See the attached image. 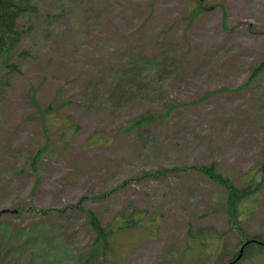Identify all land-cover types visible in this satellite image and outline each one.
<instances>
[{
    "label": "rangeland",
    "instance_id": "rangeland-1",
    "mask_svg": "<svg viewBox=\"0 0 264 264\" xmlns=\"http://www.w3.org/2000/svg\"><path fill=\"white\" fill-rule=\"evenodd\" d=\"M33 3L0 99V226L13 232L0 248L36 236L0 264H83L89 210L143 221L115 235L106 264L237 259L264 234V186L231 215L210 172L237 189L261 180L264 0ZM245 248L238 264H264L260 244Z\"/></svg>",
    "mask_w": 264,
    "mask_h": 264
},
{
    "label": "trees",
    "instance_id": "trees-1",
    "mask_svg": "<svg viewBox=\"0 0 264 264\" xmlns=\"http://www.w3.org/2000/svg\"><path fill=\"white\" fill-rule=\"evenodd\" d=\"M38 13L39 8L33 3V0H0V74L4 72V74L0 76V99H2L5 90L9 87L10 72L12 73L19 71V69L16 68L15 62L22 55V53L20 52V46L24 38V30L20 29V23L24 19L30 20V29H32L33 20L36 18ZM133 58L137 61V56L133 55ZM156 61L157 60H153L151 61V63L154 64ZM136 65L137 63L134 64V66ZM261 67V69L264 68V66L262 65ZM152 121V114L141 115L135 120L133 128H139L145 124L151 123ZM210 175L219 183H225L226 188L229 190L228 202L231 215L234 214L236 210H238V207L245 200L251 198L254 195H257L260 192L262 186H264V164L259 167L256 173L257 176H261V180L257 181V178H253L247 183V186L242 189L233 187V185L231 183H228L227 181H221L223 179L222 176L216 175L214 173V170L210 172ZM73 208H65L61 212H66L67 209ZM75 208L82 210V212L85 210L80 206H76ZM29 212L34 215L35 218L38 216L42 217L49 214L44 210L36 209H30ZM87 216L88 224L91 228L93 237L90 244L85 248L86 255L84 257L83 264L108 263V257H110L113 253V240L115 235L118 232H122L126 229L135 228L136 226H138V224L143 222L141 221L142 218L136 220L134 219V216V218H123L122 220L120 219L115 225H104L95 212L89 210L87 211ZM232 221L234 223L233 227L238 229L236 227L237 222L234 216L232 217ZM40 222H42V220H38L37 223ZM0 230L2 231L1 234L6 232L4 238L12 237L13 232L8 231V228H3L2 226H0ZM32 230L33 229L28 226L23 230L20 229L19 231H16V233L14 234L16 242H13L11 245L2 243L5 246L2 245V248H0V257L2 255H5V261H13L15 257L20 256L23 246L28 245L30 247H33L34 244L31 239H33L36 235L35 230L33 231V233H31ZM254 240L259 241H257V243ZM254 244H260V246L264 248V234L255 236L253 240H249V244L245 249ZM56 260L57 256L54 255L49 260V262L46 263L52 264Z\"/></svg>",
    "mask_w": 264,
    "mask_h": 264
},
{
    "label": "water",
    "instance_id": "water-1",
    "mask_svg": "<svg viewBox=\"0 0 264 264\" xmlns=\"http://www.w3.org/2000/svg\"><path fill=\"white\" fill-rule=\"evenodd\" d=\"M248 244H249V242H246V243H245V245L242 247V249H241V251H240V256H239L236 260H234L232 263H230V264H234V263L238 262V261L241 259L242 255H243L244 248H245V246L248 245Z\"/></svg>",
    "mask_w": 264,
    "mask_h": 264
}]
</instances>
